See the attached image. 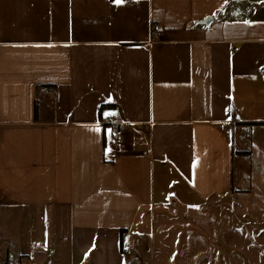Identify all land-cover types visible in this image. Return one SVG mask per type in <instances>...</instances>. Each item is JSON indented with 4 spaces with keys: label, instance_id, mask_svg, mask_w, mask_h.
<instances>
[{
    "label": "crops",
    "instance_id": "1",
    "mask_svg": "<svg viewBox=\"0 0 264 264\" xmlns=\"http://www.w3.org/2000/svg\"><path fill=\"white\" fill-rule=\"evenodd\" d=\"M262 68L264 0H0V247L128 264L121 233L157 208L250 215L236 160L264 164ZM105 113L133 126L124 148Z\"/></svg>",
    "mask_w": 264,
    "mask_h": 264
},
{
    "label": "rangeland",
    "instance_id": "2",
    "mask_svg": "<svg viewBox=\"0 0 264 264\" xmlns=\"http://www.w3.org/2000/svg\"><path fill=\"white\" fill-rule=\"evenodd\" d=\"M239 163L236 160L237 174L244 175L247 167V173L258 180L257 185L248 180L253 186L245 200L250 215L241 211L236 197L220 198L198 211L157 208L141 223V233L124 244L128 264H196V258L197 264H264V164L259 160ZM0 222L2 228V217ZM12 241L13 237L8 240L11 245L0 247L4 257L0 264H27Z\"/></svg>",
    "mask_w": 264,
    "mask_h": 264
},
{
    "label": "built area",
    "instance_id": "3",
    "mask_svg": "<svg viewBox=\"0 0 264 264\" xmlns=\"http://www.w3.org/2000/svg\"><path fill=\"white\" fill-rule=\"evenodd\" d=\"M152 38L153 40H161L162 38L161 31L156 27L152 28ZM259 75L262 79H264V68L260 70ZM41 91L46 94L52 93L49 88H43L41 89ZM101 124L111 130L108 140L112 142L117 148H124L127 144V136L129 134H132V132L134 131L133 126L127 123L119 122L111 113H105L102 116ZM150 128L151 127L149 124L144 125L141 128V132L147 134L149 133ZM138 135L139 133L137 134V136Z\"/></svg>",
    "mask_w": 264,
    "mask_h": 264
},
{
    "label": "trees",
    "instance_id": "4",
    "mask_svg": "<svg viewBox=\"0 0 264 264\" xmlns=\"http://www.w3.org/2000/svg\"><path fill=\"white\" fill-rule=\"evenodd\" d=\"M43 88H48V87H43ZM43 88H41V89H43ZM111 106H104L103 108H102V111L103 110H107L108 108H110ZM125 233L126 232H122L121 233V247H122V252L124 251V244H125V242H124V235H125Z\"/></svg>",
    "mask_w": 264,
    "mask_h": 264
},
{
    "label": "snow or ice",
    "instance_id": "5",
    "mask_svg": "<svg viewBox=\"0 0 264 264\" xmlns=\"http://www.w3.org/2000/svg\"><path fill=\"white\" fill-rule=\"evenodd\" d=\"M117 2H120V0H117Z\"/></svg>",
    "mask_w": 264,
    "mask_h": 264
}]
</instances>
